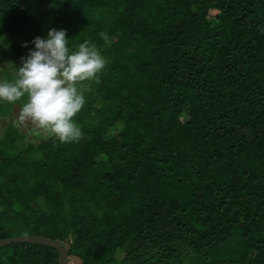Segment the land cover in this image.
<instances>
[{
    "label": "trees",
    "instance_id": "trees-1",
    "mask_svg": "<svg viewBox=\"0 0 264 264\" xmlns=\"http://www.w3.org/2000/svg\"><path fill=\"white\" fill-rule=\"evenodd\" d=\"M0 17L19 67L52 29L107 61L79 142L1 133L0 240L51 238L68 264H264V0H0Z\"/></svg>",
    "mask_w": 264,
    "mask_h": 264
},
{
    "label": "clouds",
    "instance_id": "clouds-1",
    "mask_svg": "<svg viewBox=\"0 0 264 264\" xmlns=\"http://www.w3.org/2000/svg\"><path fill=\"white\" fill-rule=\"evenodd\" d=\"M100 35L110 43L107 34ZM32 43L35 50L22 58L14 78L0 81V101L15 104L25 100L15 127L30 123L34 131L61 143L79 142L83 133L75 117L86 103L84 92L90 87L86 82L99 83L107 61L89 41L70 51L66 30L52 29L47 38L37 37Z\"/></svg>",
    "mask_w": 264,
    "mask_h": 264
},
{
    "label": "rangeland",
    "instance_id": "rangeland-1",
    "mask_svg": "<svg viewBox=\"0 0 264 264\" xmlns=\"http://www.w3.org/2000/svg\"><path fill=\"white\" fill-rule=\"evenodd\" d=\"M4 21L5 20L0 17V23H4ZM19 60L20 56L18 57L13 49L7 50L5 46L0 44V81L4 79L11 81L14 78V71L19 68V64L17 63ZM1 102L3 101H0L2 106L3 103ZM4 104L6 105L7 103L4 102ZM8 109L13 110L14 114L13 116L9 114H7L6 117L0 116V135L12 121L17 119L19 115L20 107L17 103L13 104L12 107L9 106ZM19 128L26 135L25 143L36 142L38 140L40 133L38 131H34L33 126L30 123L27 126H21Z\"/></svg>",
    "mask_w": 264,
    "mask_h": 264
},
{
    "label": "water",
    "instance_id": "water-1",
    "mask_svg": "<svg viewBox=\"0 0 264 264\" xmlns=\"http://www.w3.org/2000/svg\"><path fill=\"white\" fill-rule=\"evenodd\" d=\"M39 244L54 248L59 253V264H68L69 252L55 240L44 236H19L0 240V248L18 244Z\"/></svg>",
    "mask_w": 264,
    "mask_h": 264
}]
</instances>
